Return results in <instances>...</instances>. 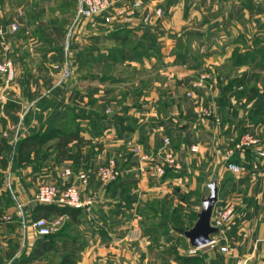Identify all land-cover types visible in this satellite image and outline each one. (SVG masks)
Instances as JSON below:
<instances>
[{
	"label": "crops",
	"instance_id": "1",
	"mask_svg": "<svg viewBox=\"0 0 264 264\" xmlns=\"http://www.w3.org/2000/svg\"><path fill=\"white\" fill-rule=\"evenodd\" d=\"M175 2V14L182 16L180 28L188 31L193 29L187 26L193 15L201 13L200 4L205 6L207 3L213 8L211 11L222 6L229 8L231 4V0ZM5 3L4 8L10 4ZM242 8L244 3L239 4L236 13L240 14L244 10ZM229 11L226 9L225 13ZM97 19L102 22L100 18ZM9 21L10 19L0 20V29ZM18 25L19 32L13 39H7L14 50L12 58L16 67L15 80L9 89H0L6 95L0 102V141L4 140L8 145V150L3 155L12 156L13 152L15 173H19L12 177L8 188L2 183V178H5L9 168L0 169V264H57L61 255L72 246L76 248L75 264H236L240 258L247 259V264H264V181L230 182L227 176L238 173H232L224 167L219 168L215 206L231 199L236 205L235 214L223 233L215 237V247L206 245L192 251L188 240L173 230L175 226H170V233L164 231L169 225V220L164 217L167 213L151 214L150 209L157 202L161 210L169 206V186L176 191L191 193L207 187L209 181L202 180L199 164L206 154H210V148H202L198 144L202 138L196 132L197 123L192 119L188 122L186 135L185 128L181 133L180 125L171 126L161 121L162 119L154 121L158 117L153 114L150 101L144 103L142 108L128 102V105L125 104L118 112L114 110L115 113L108 116L104 109L114 105L108 101V91L102 94L101 88L96 89V97L107 101L100 104L88 101L77 106L71 102L67 105L65 114L51 117L46 116V112L44 116L31 115L34 110L48 111V98L44 96L55 93V85H49L50 80L54 81L55 75L45 70L46 65L43 68L44 62L52 61L55 51L48 45L50 24L40 26L37 22L35 25ZM46 29L45 36L42 34L41 38L36 37L34 40L37 34L33 32H45ZM107 30L110 31L99 35L100 39L97 36L94 39L101 42L99 49H86L88 52L97 55L99 50L100 58L115 55L116 59H121L120 61L133 68L141 60L140 52H144L145 56L148 54L149 50L145 47L148 43L144 40L145 36L141 35L145 31L138 22L121 27L113 25ZM2 41L0 39V58L4 56ZM44 42L46 44L43 45ZM143 60L146 62V59ZM112 62L113 60L110 63ZM84 78L90 79L88 75H84ZM95 78L100 79V83H117V78L113 75L106 78L96 75ZM81 93L82 91L76 92L75 95L82 99V95L86 93ZM151 93V87H148L147 90L143 88L142 93H134V96L141 94L142 98L148 100ZM176 105L181 107L180 102ZM137 110L143 116L135 113ZM165 112L167 116L170 115L168 111ZM60 116L64 117L61 119ZM61 122L63 123L60 124ZM54 130L59 134L71 130L83 138L82 143L74 141L69 144V159L58 160L56 151L49 148L36 160L32 153L28 162L17 161L15 145L21 139L29 134H38L46 139L49 132ZM164 136L169 137L173 143L181 160V168L161 178H145L139 170L140 163H135L132 157L131 147L141 144L146 151L155 152L161 148ZM54 141L55 138H49L48 142L51 143L48 147ZM194 145L198 146L196 151L192 148ZM103 158L122 159V168L119 166L121 173L117 179L102 182L98 178L97 165ZM66 170L72 171L70 177L65 174ZM77 173L84 174L86 180L82 182L76 179ZM70 183L76 185L85 205L76 211L74 218L55 214L43 217L40 213L42 216L39 218H45L54 227L51 234L55 236L54 249L43 253L47 254L48 261L42 262L40 258L43 254L35 255L39 236L31 226L38 219L35 214H39L35 209L36 190L43 184L64 186ZM5 216L8 219H4ZM153 219H159L160 223L152 231L146 229ZM221 246H226L227 251L221 252Z\"/></svg>",
	"mask_w": 264,
	"mask_h": 264
},
{
	"label": "rangeland",
	"instance_id": "2",
	"mask_svg": "<svg viewBox=\"0 0 264 264\" xmlns=\"http://www.w3.org/2000/svg\"><path fill=\"white\" fill-rule=\"evenodd\" d=\"M113 1L116 6L125 8H129L133 3V0ZM238 1L231 0L229 8L220 6L221 8L214 11H211L213 8L207 3L205 6L200 4L201 13L193 15L191 23L187 25L188 28H193L189 31L180 28L182 16L175 14V0H142V6L137 9L135 17L129 23L122 21L120 17H115L111 23L100 22L97 18L78 17L74 0H0V20L10 19V23L18 21L19 24L29 25L38 22L40 26L50 24L48 45L54 49L55 54L54 58H51L52 61L44 62L43 68L46 65L45 70L55 75L54 81H49V85H55L53 90L55 93L44 96L48 98V111L34 110L31 111V115L44 116L46 112V116L51 117L67 113V105L71 102L79 106L88 101L98 104L107 101L96 97L97 88L102 89V94L108 91V101L114 105L104 109L108 116H112L114 110L118 112L125 104L128 105V102L142 108L144 103L150 101L152 112L158 117L154 121L162 119L161 121L167 122L168 125H180L181 133L182 129H186L185 134L188 133V122L191 119L197 123L196 132L202 138L198 144L202 148L205 146L210 148V154H206L199 164L202 180L217 181L218 169L221 167L227 169V164L235 163L240 166V171L238 174L228 175V181L259 182L264 181V0H241L239 3ZM5 2L10 3L8 9L3 7ZM240 3H244L242 8L244 10L238 14L236 12ZM226 9L230 10L229 13H225ZM147 13L150 20L146 24L142 22V18ZM134 22H138L145 31L141 35L145 36L144 40L148 43L145 47L149 50L146 56L144 52H140L143 56H140L141 60L137 62L136 67L133 68L130 64L120 61L121 59H116L115 55L111 58L106 56L100 58L99 50L97 55L86 50L94 47L99 49L101 42L94 39L97 37L100 39L99 35L110 31L107 29L111 26H127ZM19 27L18 25L15 35L19 32ZM46 32L47 29L45 32L41 30L33 32L37 34L34 40L36 37L41 38ZM5 44L7 45H2L4 56L0 61L11 60L14 77L9 82L0 77V89H9L16 76L12 58L14 50L7 40ZM7 46L8 49H5ZM143 59H146V62ZM19 68L23 70L21 65ZM84 75H88L90 79H85ZM96 75L105 78L113 75L117 78V83H100V79L95 78ZM36 79L38 83V78ZM148 87H151L152 91L150 99L145 100L141 94L139 97L134 96V93L139 91L142 93L143 88L147 90ZM80 91L81 94L86 93L82 95V99L75 95ZM4 98L5 91H2L0 102ZM179 102L181 107L176 105ZM165 111L170 115L167 116ZM135 113L140 114L141 111L137 110ZM141 115L143 116L142 113ZM63 117L60 116L61 119ZM246 135L250 136L254 143L238 147ZM164 138L169 139L166 136ZM169 141L167 148L175 154L181 164L173 143L170 139ZM37 143L39 154L34 160L49 149L48 145L51 142L41 137ZM194 146L192 148L196 151L198 146ZM144 150L141 144L131 147L135 163H140L137 155L139 152L156 153L159 149L155 152ZM11 155L5 157L2 154L0 157V169L9 168L5 178H2V183H5L6 187L10 181L12 183V177L19 174L15 173L13 152ZM155 157L154 160L159 159ZM109 159L103 158L97 168L106 164ZM111 159L116 161L117 170L121 173L122 159H119L120 161L116 158ZM144 165L145 178L148 176L155 177L154 179L161 178L153 174L149 163ZM168 189L169 196L171 195L169 206L161 210L157 202L150 209V213L158 215L165 212L167 215L164 217L174 225H182L183 229L190 228L200 210L201 198L207 196L209 192L208 187L192 193L176 191L170 186ZM227 203L234 206V217L236 205L231 199L223 203L221 201L215 209ZM163 220L164 218L161 222ZM158 223L159 219H153L146 229L152 231ZM172 223H169L164 231L170 233ZM68 228L71 229V226L68 225ZM53 230L54 227L51 225V233ZM223 231L224 229L222 233ZM168 243L170 248V242ZM40 259L42 262L48 261L47 254H43Z\"/></svg>",
	"mask_w": 264,
	"mask_h": 264
},
{
	"label": "built area",
	"instance_id": "3",
	"mask_svg": "<svg viewBox=\"0 0 264 264\" xmlns=\"http://www.w3.org/2000/svg\"><path fill=\"white\" fill-rule=\"evenodd\" d=\"M76 3V14L78 17L93 19L100 18L104 23H111L115 17H120L124 22H131L135 17L136 11L142 6V0H133L132 5L129 8L124 6H116L113 0H74ZM158 13V11H157ZM150 15L147 13L143 16L142 22L148 23ZM18 30V25L14 22L9 23L4 28L0 29V37L3 40V45H7L6 40L8 38H14L15 33ZM8 49V46L5 48ZM0 77H3L5 81L9 82L14 77V68L10 59L0 61ZM254 143V140L246 135L241 140L238 147L249 146ZM170 141L168 138L163 139L162 147L156 153H141L137 155L140 159L139 170L145 171V163H149L150 169L157 177H162L169 171H178L181 168V164L177 161L175 154L168 149ZM155 158H159L154 160ZM158 156V157H157ZM145 167V168H144ZM227 170L238 173L240 171L239 166L229 163L227 164ZM151 171V173H152ZM65 174L70 177L72 175L71 170H66ZM119 172L116 167V161L109 159L106 164L97 168V176L102 182H109L119 177ZM76 179L84 182L86 180L84 174L77 173ZM34 201L37 204H53L57 206H68L73 208H83L85 203L80 197V193L76 185L70 183L64 186H56L50 184H43L38 186ZM20 207V206H19ZM234 213V206L231 203L223 204L220 208L214 207L211 224L219 229V234H222V230L232 221ZM8 219L7 216L3 217ZM36 235L45 236L51 233V224L45 218H38L31 224ZM216 235V236H218ZM216 236L213 237L212 242L208 245L215 247L217 245ZM221 252H226L227 247L221 246L219 248ZM195 251V248H192ZM236 264H247V259H238Z\"/></svg>",
	"mask_w": 264,
	"mask_h": 264
},
{
	"label": "trees",
	"instance_id": "4",
	"mask_svg": "<svg viewBox=\"0 0 264 264\" xmlns=\"http://www.w3.org/2000/svg\"><path fill=\"white\" fill-rule=\"evenodd\" d=\"M49 138H55L53 144L49 146V148H53L56 151V158L58 160H67L71 157L69 154L70 147L69 144L76 141L78 144L83 142V138L77 135L75 132L69 130L65 134H59V132L51 131L49 132ZM40 136L38 134H29L23 139H21L15 145V153L17 154V161L20 162H28L31 154L33 153L35 156L39 154V145L38 141H40ZM43 141V140H42ZM8 150V145L6 141H0V157L1 155ZM3 158H1L2 160ZM171 171L167 170L166 174H169ZM37 204V203H36ZM36 211H39V214H35L38 218L43 215V217H47L49 214L55 215H68L71 218H74L76 215V211L81 210L82 208H73L68 206H57L53 204H37L35 207ZM42 213V215L40 214ZM176 216V215H175ZM164 221V220H163ZM172 223L171 221H168ZM159 224V223H158ZM173 224V223H172ZM175 227H183L182 225H174ZM54 235L51 233L45 236H39V240L37 243V252L35 255H42L44 252H48L54 249ZM76 257V248L70 247L67 252L63 253L60 257V260L57 264H75Z\"/></svg>",
	"mask_w": 264,
	"mask_h": 264
},
{
	"label": "water",
	"instance_id": "5",
	"mask_svg": "<svg viewBox=\"0 0 264 264\" xmlns=\"http://www.w3.org/2000/svg\"><path fill=\"white\" fill-rule=\"evenodd\" d=\"M208 194L201 198V207L196 214V220L188 229L173 227V230L185 237L192 248L198 249L209 245L213 237L219 234V229L211 224V217L218 198L216 179L208 184Z\"/></svg>",
	"mask_w": 264,
	"mask_h": 264
}]
</instances>
